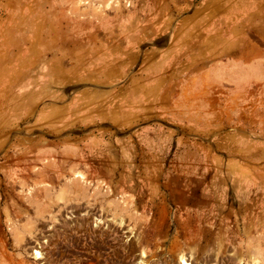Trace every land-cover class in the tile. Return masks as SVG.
<instances>
[{
	"label": "rangeland",
	"instance_id": "1",
	"mask_svg": "<svg viewBox=\"0 0 264 264\" xmlns=\"http://www.w3.org/2000/svg\"><path fill=\"white\" fill-rule=\"evenodd\" d=\"M0 264H264V0H0Z\"/></svg>",
	"mask_w": 264,
	"mask_h": 264
}]
</instances>
